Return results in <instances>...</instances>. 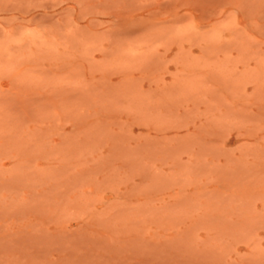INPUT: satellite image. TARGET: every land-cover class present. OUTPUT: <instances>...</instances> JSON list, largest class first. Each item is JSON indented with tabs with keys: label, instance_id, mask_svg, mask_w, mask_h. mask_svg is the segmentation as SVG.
I'll return each mask as SVG.
<instances>
[{
	"label": "rangeland",
	"instance_id": "1",
	"mask_svg": "<svg viewBox=\"0 0 264 264\" xmlns=\"http://www.w3.org/2000/svg\"><path fill=\"white\" fill-rule=\"evenodd\" d=\"M0 264H264V0H0Z\"/></svg>",
	"mask_w": 264,
	"mask_h": 264
}]
</instances>
